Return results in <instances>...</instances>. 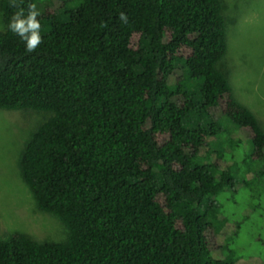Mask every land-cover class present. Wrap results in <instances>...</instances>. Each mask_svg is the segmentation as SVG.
<instances>
[{"label":"trees","instance_id":"16d2710c","mask_svg":"<svg viewBox=\"0 0 264 264\" xmlns=\"http://www.w3.org/2000/svg\"><path fill=\"white\" fill-rule=\"evenodd\" d=\"M37 1L43 43L28 53L0 0V109L42 116L26 135L20 175L67 236L8 233L0 264H240L242 227L264 223V197L251 188L264 179V129L218 67L224 1L24 4ZM220 116L248 135L239 159V141L213 148L225 135ZM260 228L244 243L264 264Z\"/></svg>","mask_w":264,"mask_h":264},{"label":"rangeland","instance_id":"374dc122","mask_svg":"<svg viewBox=\"0 0 264 264\" xmlns=\"http://www.w3.org/2000/svg\"><path fill=\"white\" fill-rule=\"evenodd\" d=\"M226 17L225 55L218 63L228 78L233 97L252 111L264 129V0H223ZM43 1L36 2L37 10L45 12ZM42 22L43 29L49 24ZM4 23L0 11V28ZM194 87L198 82L193 81ZM197 92L198 89L196 88ZM42 116L31 110L0 109V239L12 232H21L37 241L61 242L66 239L67 228L54 215L37 209L34 200L20 175V153L29 130ZM223 137L213 141L215 150H227L230 139L237 144L234 157H241L243 151L251 149L247 133L239 129L225 117L220 116ZM225 131V132H223ZM223 141V142H222ZM258 168L257 166H253ZM240 173L237 179L241 180ZM252 175L244 172V179ZM252 188V195L264 197V179L257 180ZM250 207V206H249ZM247 207V208H249ZM230 209L235 208L232 203ZM243 209L240 210L242 212ZM252 227H242L235 251L240 254V264H258L257 251L244 242L255 239L259 231H264V223L251 221ZM243 239V240H242ZM253 256V257H251ZM251 257V258H247Z\"/></svg>","mask_w":264,"mask_h":264},{"label":"clouds","instance_id":"9594fccd","mask_svg":"<svg viewBox=\"0 0 264 264\" xmlns=\"http://www.w3.org/2000/svg\"><path fill=\"white\" fill-rule=\"evenodd\" d=\"M9 6L14 9L11 14L6 29L18 36L25 45L28 53H33L43 43L40 34L41 24L38 19L40 12L35 3L24 4V0H9ZM127 22V17L121 13L119 17ZM4 29L0 28V31Z\"/></svg>","mask_w":264,"mask_h":264}]
</instances>
